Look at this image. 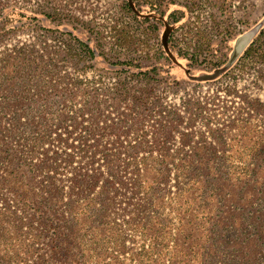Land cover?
Returning <instances> with one entry per match:
<instances>
[{"label": "trees", "instance_id": "16d2710c", "mask_svg": "<svg viewBox=\"0 0 264 264\" xmlns=\"http://www.w3.org/2000/svg\"><path fill=\"white\" fill-rule=\"evenodd\" d=\"M37 14L0 4V264H264V102L72 30L11 43ZM247 65L264 83V29Z\"/></svg>", "mask_w": 264, "mask_h": 264}, {"label": "rangeland", "instance_id": "374dc122", "mask_svg": "<svg viewBox=\"0 0 264 264\" xmlns=\"http://www.w3.org/2000/svg\"><path fill=\"white\" fill-rule=\"evenodd\" d=\"M0 4L27 7L38 13L34 26L14 35L11 43L20 45L21 41L36 39L41 34L56 36L57 29L72 30L91 44L99 38L106 40L107 52L133 55L135 49H145L150 58L142 61V67L157 65L169 70V80L182 84L178 95L184 89L190 91L203 79L204 68H214L205 75L219 79L220 83L205 84L203 94H213L218 85L229 84L264 102V83L255 82L253 66L247 65L244 70L235 67L251 41L264 29V0H0ZM55 7L67 13L68 20L51 21L41 14L42 9L51 11ZM44 28L53 29L54 33ZM121 36L129 44L111 46ZM160 48L171 57V63L153 57ZM184 53H196L197 61L191 62ZM217 65L219 71H215ZM229 70L226 77H220ZM169 99L178 98L170 95Z\"/></svg>", "mask_w": 264, "mask_h": 264}]
</instances>
